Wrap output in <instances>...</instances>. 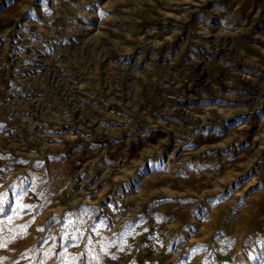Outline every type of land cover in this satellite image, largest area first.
I'll return each mask as SVG.
<instances>
[{"label":"rangeland","instance_id":"1","mask_svg":"<svg viewBox=\"0 0 264 264\" xmlns=\"http://www.w3.org/2000/svg\"><path fill=\"white\" fill-rule=\"evenodd\" d=\"M0 264H264V0H0Z\"/></svg>","mask_w":264,"mask_h":264}]
</instances>
